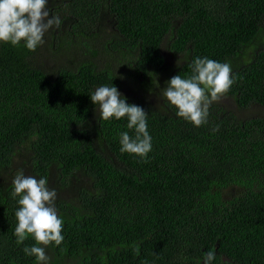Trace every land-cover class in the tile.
Returning a JSON list of instances; mask_svg holds the SVG:
<instances>
[{"label":"trees","instance_id":"16d2710c","mask_svg":"<svg viewBox=\"0 0 264 264\" xmlns=\"http://www.w3.org/2000/svg\"><path fill=\"white\" fill-rule=\"evenodd\" d=\"M47 8L62 24L35 51L0 42V264H38L14 235L21 171L56 191L64 239L48 264H204L209 250L210 264H264V0ZM197 57L234 79L199 127L163 98ZM101 85L146 112V159L120 151L126 118H99Z\"/></svg>","mask_w":264,"mask_h":264},{"label":"clouds","instance_id":"9594fccd","mask_svg":"<svg viewBox=\"0 0 264 264\" xmlns=\"http://www.w3.org/2000/svg\"><path fill=\"white\" fill-rule=\"evenodd\" d=\"M61 24L58 16H50L47 0H0V42L12 46L23 42L28 50L35 51L44 44L45 33L52 28L59 29ZM190 67V75H173L167 81L163 98L176 109L177 117L199 127L207 123L210 105L229 91L234 79L228 63L208 57L193 59ZM89 97L97 106L100 119L126 118L127 128L134 130V136L128 132L119 134L120 151L146 159L151 151L146 112L140 106L127 103L114 85L98 86ZM12 185V197H19L15 211L16 242L21 244L31 236L35 244L23 248L25 255L34 256L38 264H48L45 249L53 243L59 246L64 239L63 220L55 207L56 191L47 186L46 178L37 179L22 171L14 176ZM214 258L215 253L207 251L204 264H210Z\"/></svg>","mask_w":264,"mask_h":264}]
</instances>
